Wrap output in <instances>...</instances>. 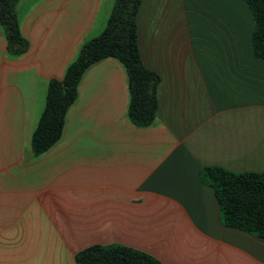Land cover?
I'll use <instances>...</instances> for the list:
<instances>
[{
	"label": "crops",
	"instance_id": "crops-1",
	"mask_svg": "<svg viewBox=\"0 0 264 264\" xmlns=\"http://www.w3.org/2000/svg\"><path fill=\"white\" fill-rule=\"evenodd\" d=\"M114 2L19 0L22 56L8 53L0 26V264H77L95 245L162 264H264V240L222 224L200 175L264 171V59L243 0H143L139 48L160 76L155 122H131L126 69L109 57L83 75L61 139L34 155L49 82L103 32Z\"/></svg>",
	"mask_w": 264,
	"mask_h": 264
},
{
	"label": "trees",
	"instance_id": "trees-1",
	"mask_svg": "<svg viewBox=\"0 0 264 264\" xmlns=\"http://www.w3.org/2000/svg\"><path fill=\"white\" fill-rule=\"evenodd\" d=\"M143 0H115L103 32L87 41L67 68L62 80L48 84L45 108L31 138L35 156L50 150L62 137L69 108L77 101L79 84L94 64L116 58L128 75V116L147 127L158 111V73L145 67L138 43L137 15ZM254 18L253 54L264 59V0H243ZM19 0H0V26L11 56L26 54L29 42L22 35L17 13ZM202 181L215 193L221 222L264 240V171L236 173L219 166L201 169ZM77 264H162L151 255L122 245L91 246L76 255Z\"/></svg>",
	"mask_w": 264,
	"mask_h": 264
},
{
	"label": "rangeland",
	"instance_id": "rangeland-1",
	"mask_svg": "<svg viewBox=\"0 0 264 264\" xmlns=\"http://www.w3.org/2000/svg\"><path fill=\"white\" fill-rule=\"evenodd\" d=\"M203 10V9H202Z\"/></svg>",
	"mask_w": 264,
	"mask_h": 264
}]
</instances>
